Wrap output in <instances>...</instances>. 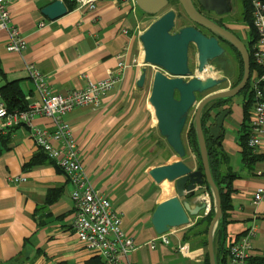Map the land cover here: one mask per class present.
I'll return each mask as SVG.
<instances>
[{"label":"crops","instance_id":"0c3cea01","mask_svg":"<svg viewBox=\"0 0 264 264\" xmlns=\"http://www.w3.org/2000/svg\"><path fill=\"white\" fill-rule=\"evenodd\" d=\"M54 1L19 0L12 6V24L26 38L28 47L22 54L9 52L8 31L0 30L3 99L6 93L19 90L24 104L42 101L29 64L41 71L58 94L85 88L91 81L118 72L119 80L99 107L75 108L64 120L70 124L93 188L110 198L122 217L123 228L135 240V248L122 264H205L209 230L203 233V226H195L205 210L191 218L190 226L165 234L168 242L158 239L152 223L156 207L176 192L169 181L157 184L150 170L172 164L179 157L171 147L174 158L168 155V159L150 164L144 157L151 149L144 143L158 127L150 95L142 96L147 84L144 89L138 86L144 68L140 37L152 23L146 24L149 15H141L139 9L122 0H100L94 10L76 8L53 21L42 9ZM242 24L247 35L249 29L245 22ZM122 61L127 67L119 72ZM235 98L222 109L212 110L211 121L218 111L231 108L220 144L226 161L223 172L237 175L232 182V206L226 214V238L236 239L255 228L249 264L254 258L264 257V201L253 202L255 190L264 186V160L245 165L239 144L245 99L240 104ZM33 125L50 131L56 128L50 117L41 115L35 117ZM2 136L6 137L3 142ZM0 142V262L107 264L87 250L76 235L70 197L75 186L53 160L40 152L31 129L22 126L0 133ZM256 154L264 155V141ZM31 162L34 164L29 166ZM189 165L197 168L198 161ZM206 190L201 188L202 192ZM50 194L54 202L49 206ZM192 203L193 207L200 205L196 200Z\"/></svg>","mask_w":264,"mask_h":264},{"label":"water","instance_id":"95a60500","mask_svg":"<svg viewBox=\"0 0 264 264\" xmlns=\"http://www.w3.org/2000/svg\"><path fill=\"white\" fill-rule=\"evenodd\" d=\"M138 8L147 15L155 16L170 6V0H135ZM206 11L225 15L233 11V0H198ZM185 14L192 22L201 25L218 37L234 46L242 56L244 72L241 81L227 89L208 93L200 101L199 94L207 93L227 82L222 78H199L193 76L190 68L189 53L192 45L198 51V72L204 71L210 62L223 55L224 49L217 38H209L194 26H186L174 31L178 13L175 9L165 11L154 21L140 37L143 46V71L138 81L143 88L149 79V67L156 68L152 76V89L149 103L153 108L158 123V130L179 157V160L150 170V175L157 184L169 181L174 184L176 195L161 202L152 216L156 232L162 236L173 228L191 225V218L199 217L206 210L207 204L202 199L201 188L211 189L214 199L215 216L208 232V254L210 264H217L214 245V233L219 220L223 216L220 190L214 181L207 145V137L202 124L205 108L219 99H233L244 91L251 75V57L246 44L230 31L218 25L204 15L195 5L194 0H178ZM69 9L64 0H55L42 9V13L50 20H57L66 15ZM212 70V69H211ZM195 108L194 123L200 147L203 170L191 167L185 162L187 149L183 134L192 109ZM231 108L218 111L214 120L209 123V135L214 142L221 144L225 134L226 118ZM200 203L193 207V201Z\"/></svg>","mask_w":264,"mask_h":264},{"label":"built area","instance_id":"2783aa9c","mask_svg":"<svg viewBox=\"0 0 264 264\" xmlns=\"http://www.w3.org/2000/svg\"><path fill=\"white\" fill-rule=\"evenodd\" d=\"M19 0H0V30L9 34L7 50L22 54L28 47L26 38L12 24V6ZM100 0H77V9L94 10ZM139 9L135 0H122ZM253 24L257 38L251 45L250 53L255 68L249 79L250 92L253 95V108L250 113V146L258 151L264 141V3L253 2ZM140 31V27H138ZM141 32V31H140ZM142 33V32H141ZM127 67L124 61L119 63V72ZM30 76L42 96L41 102L29 104L24 110H10L0 90V133L17 127H29L36 146L43 150L56 165L63 170L74 184L71 193L74 202L73 229L80 242L90 252L100 256L107 264H122L135 248V240L123 228L121 215L113 208L108 196L93 188L84 169L77 142L71 133V127L64 116L82 106L99 107L103 97L119 80L118 72H112L107 78L91 81L85 88L73 90L67 94H58L48 85L46 77L33 65H28ZM231 88V84L228 86ZM29 99V97H27ZM50 117L56 126L54 131L33 125L36 116ZM206 202L205 215L213 208L212 194L202 192ZM264 201V186L253 193L255 204ZM255 228L246 235L228 241L227 259L229 264H247L254 247ZM168 242L165 235L159 236ZM183 249V245L179 246Z\"/></svg>","mask_w":264,"mask_h":264},{"label":"trees","instance_id":"16d2710c","mask_svg":"<svg viewBox=\"0 0 264 264\" xmlns=\"http://www.w3.org/2000/svg\"><path fill=\"white\" fill-rule=\"evenodd\" d=\"M238 1L240 2V4L242 5L244 9V21H245L246 26H248V29L250 32L249 48H251V45L254 44L255 39L257 38L256 29L253 24V2L260 1L264 3V0H238ZM64 2L66 3L69 11L76 9L77 7V0H64ZM170 4L171 6L175 8L176 6L179 5L178 0H170ZM241 62L243 65L242 58H241ZM251 64H252V70H253L255 68V65L253 64V62ZM240 81L241 80L237 81L236 83H234V85H237ZM15 88L17 87H14V90ZM249 89H250V84L248 83L246 87L247 92H246V96L244 100V118L242 122V127L240 129V137H239V144L242 150V156L245 161L246 167L247 166L250 167L253 163L264 160V155L256 154L255 149L250 146V135H251L250 113L253 108L254 99ZM20 92L21 91L16 90L15 93L13 92L11 94L6 93L5 100L10 110H14V109L24 110L28 108L29 104H24V99L22 95H20L21 94ZM229 101H231V99H219L217 101L210 103L211 105L209 104L205 108L203 115H202V124H203L206 137H207L210 167H211L214 181L220 190V195L222 199L223 216L219 220L218 226L214 233V245L216 248L217 264H227L228 241L226 238V225H227L226 214H227V211L231 209V206H232V203H231V194L233 192L232 182L237 177V175L234 174L233 172H228V173L223 172L222 166L225 165L226 161L224 159V155L222 152V145H220L218 142H214L212 137L209 135V123L212 117L211 115L212 110L222 109L223 107L226 106V104ZM184 133H187V136H188L187 139L189 141V145L193 153L199 159L198 169L203 170L195 123L192 122L189 128L186 125ZM2 137L3 139L1 140V142L5 141V138H6L5 136H2ZM1 152H2V149L0 148V153ZM40 152L44 154L50 160L48 155L43 150L40 149ZM33 164L34 162H31L29 166ZM208 190L211 191L209 187H208ZM53 202H54V196L50 194L47 200V204L50 206ZM214 216H215V206L213 205L212 211L208 215H205L203 218L199 219L197 223L195 224V226L196 227L203 226L202 227L204 228L203 233H207ZM206 244L208 245V241H206ZM250 262L251 263L249 264H264V257H259L256 259L254 258ZM0 264H7V263L0 262ZM56 264H68V263L58 262ZM205 264H210L209 254H207L206 256Z\"/></svg>","mask_w":264,"mask_h":264},{"label":"rangeland","instance_id":"374dc122","mask_svg":"<svg viewBox=\"0 0 264 264\" xmlns=\"http://www.w3.org/2000/svg\"><path fill=\"white\" fill-rule=\"evenodd\" d=\"M233 1H234V5H233L234 6V12L232 14L228 15L226 18H224V21H226L228 23H230V21L236 22V21L244 19V9H243L242 5L240 4V2H238V0H233ZM170 9H175L178 13V17L176 19V25H175L174 31H178L179 29L186 27V26H194V22H192L191 19H189V17H187L183 8L180 5L176 6V8L173 6L169 7L165 11H168ZM139 11H140L141 15L144 14V12H142L140 9H139ZM164 12H162L158 15H155V16L149 15L148 18L145 19L146 24L148 25L151 22L153 23ZM241 30H242V28H241ZM245 31H246V29L243 28L242 32L247 39L250 32L248 30V33L246 35ZM245 41H246V43H248V39ZM238 55L239 54H237V52H235L233 49L229 48L227 50V52L222 57L215 59L212 62H210V67L212 68V70H215V72H217L219 74L218 78L226 77L228 79H227L226 83L214 88L213 90L208 91L207 93H204V94H199L198 95L199 101L204 96H206L208 93L215 91V90L227 89L230 84H231V86H233L234 83L241 80V78L243 77L244 69H243V65L241 62V58ZM189 62H190V68L193 72V76L187 78V80H191L194 77H200L197 75V73H198V51H197V48L195 45L191 46ZM156 70L157 69L153 68V67L148 68L149 79L146 83L147 85L144 87L146 89L144 94L142 95L144 98L148 97L151 94L152 76ZM200 78H202V77H200ZM246 92H247V90L245 89L239 95L236 96L235 99H237V101L240 104L243 103V100L245 99V96H246ZM214 105H212V106H214ZM151 109L153 111L152 107H151ZM195 112H196V109L193 108L191 113H190V116H189V120H188V124H187L188 128L190 127V124H192V122L194 123ZM153 113H154V111H153ZM154 132L155 133L153 134V137L149 138L144 143V144H147L146 145L147 147L148 146L151 147V149L148 152H145L144 157L148 158L150 164H154V163H156V161L162 160V158L168 159L167 158L168 155H171L174 158V154L172 153V150L169 148V145L166 142V139L160 135L158 127L155 128ZM187 137H188L187 133H184L183 139H184V143H185L186 149H187V157L185 159V162L187 164H190V162H193L196 160L198 161L199 159L193 153V151L189 145V141H188ZM160 139H161V141H160ZM158 141H160V142L158 143ZM146 146H144V147H146ZM212 204L214 205V199L213 198H212Z\"/></svg>","mask_w":264,"mask_h":264},{"label":"flooded vegetation","instance_id":"af4514ba","mask_svg":"<svg viewBox=\"0 0 264 264\" xmlns=\"http://www.w3.org/2000/svg\"><path fill=\"white\" fill-rule=\"evenodd\" d=\"M179 3V2H178ZM194 3L196 5V7L206 16H208L210 19H212L214 22H216L218 25H220L221 27L225 28L226 30L230 31L231 33H233L235 36H237L239 39H241L246 46L248 47V50L250 52V48H249V41H250V36H248V43H246L245 40L246 37L244 36L241 28H242V22H244V19L236 21V22H232L230 21V23L224 21V18H226L228 15L232 14L234 12V6H233V11L231 13L225 14V15H217L215 12H211V11H206L201 4L199 3L198 0H194ZM234 5V1L232 2ZM180 5V4H179ZM181 6V5H180ZM169 7H172L171 4ZM188 17V16H187ZM194 27H196L198 30H200L203 34H205L207 37L209 38H217L218 42L220 44V46L224 49L223 55L227 52V50L229 48L233 49L235 52H237V54H239L238 56H240V58H242L241 54L239 53V51L232 46L228 41H226L225 39L218 37L215 33H213L211 30L198 25L196 23H194ZM180 30V29H179ZM177 32V31H175ZM242 32V33H241ZM191 49V48H190ZM223 55H221L220 57H222ZM219 57V58H220ZM250 57H251V53H250ZM218 59V58H217ZM189 60H190V53H189ZM243 61V60H242ZM252 58H251V63H252ZM243 69H244V63H243ZM235 86V85H233ZM231 86V87H233ZM216 115V114H215Z\"/></svg>","mask_w":264,"mask_h":264},{"label":"bare ground","instance_id":"6f19581e","mask_svg":"<svg viewBox=\"0 0 264 264\" xmlns=\"http://www.w3.org/2000/svg\"><path fill=\"white\" fill-rule=\"evenodd\" d=\"M102 1V0H101ZM212 68L208 66L204 71L198 72L197 75L202 78H218V73L215 70H211ZM199 77V78H200ZM211 105V104H210ZM170 147V146H169ZM166 187V186H165ZM173 187V186H172ZM210 191V190H209Z\"/></svg>","mask_w":264,"mask_h":264}]
</instances>
